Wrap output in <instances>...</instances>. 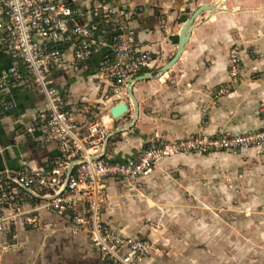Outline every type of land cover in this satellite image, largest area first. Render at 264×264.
Instances as JSON below:
<instances>
[{
	"label": "crops",
	"instance_id": "crops-1",
	"mask_svg": "<svg viewBox=\"0 0 264 264\" xmlns=\"http://www.w3.org/2000/svg\"><path fill=\"white\" fill-rule=\"evenodd\" d=\"M216 1L121 0L131 13L132 34L156 54L160 68L127 79L118 92L112 81H98L102 51L77 63V68L70 53L66 54V65L54 73L55 84L74 109L97 104L94 113L106 126L108 137L106 159L131 158L156 137L174 141L194 134L246 133L264 124L259 112L264 107V0H224L219 9L202 12L194 21L181 56L163 70L177 51L180 30L190 14L200 4ZM79 2L83 7L79 21H91L95 0ZM231 53H236L242 62L237 79L229 71ZM10 63L11 54L0 42V78ZM144 74L149 78L132 84L133 79ZM129 83L137 105L128 94ZM120 101L128 109L114 118L112 108ZM44 103L42 93L22 82H7L0 87L1 172L20 169L24 160L33 169L63 167L60 144L44 142L38 129ZM86 116L83 111L77 113L81 125L88 120ZM119 129L123 130L117 132ZM244 151L262 153L264 148ZM200 154L211 156L208 152ZM189 163L186 156L179 154L159 160L142 176L127 181L108 178L105 221L122 234L150 240L154 232H144L138 224L143 214L152 211L148 188L160 191L165 170ZM174 182L177 181L168 178L164 185L176 190ZM35 200L37 197L30 198L28 204ZM40 215L47 227L18 223L11 230L0 232V264H110L101 259L84 234L72 235L59 216L45 210ZM194 240V236H184L177 248L185 250L187 243ZM165 262L152 250L144 264Z\"/></svg>",
	"mask_w": 264,
	"mask_h": 264
},
{
	"label": "built area",
	"instance_id": "built-area-1",
	"mask_svg": "<svg viewBox=\"0 0 264 264\" xmlns=\"http://www.w3.org/2000/svg\"><path fill=\"white\" fill-rule=\"evenodd\" d=\"M82 13L79 0H2L0 42L10 52L11 63L0 78V87L7 82H22L45 96L38 129L44 142L60 144L64 165L33 169L24 160L20 169L0 171V232L18 223L47 227L40 218V211L45 210L59 216L72 235L84 234L102 260L144 264L152 252L151 241L122 234L104 219L107 179L127 181L142 176L159 160L179 154L264 148V124L246 133L194 134L174 141L156 137L131 158L106 159L107 131L94 113L97 104L83 105L81 110L70 107L58 91L54 73L66 65L67 53L77 68V63L102 51L98 81H112L118 92L127 79L160 67L156 54L132 34L131 13L121 0H95L89 22L79 21ZM241 68L240 57L233 53L229 71L234 79ZM79 111L88 118L83 125L77 117ZM259 112L264 117V107ZM73 160L76 162L63 185L67 166ZM24 187L42 197L36 196L29 205L28 200L36 197Z\"/></svg>",
	"mask_w": 264,
	"mask_h": 264
},
{
	"label": "rangeland",
	"instance_id": "rangeland-1",
	"mask_svg": "<svg viewBox=\"0 0 264 264\" xmlns=\"http://www.w3.org/2000/svg\"><path fill=\"white\" fill-rule=\"evenodd\" d=\"M183 155L190 163L164 171L165 191L148 188L152 211L138 220L144 232H154L150 240L159 260L264 264V152ZM168 178L177 181L176 190L164 185ZM187 235L195 240L180 251L178 241Z\"/></svg>",
	"mask_w": 264,
	"mask_h": 264
},
{
	"label": "water",
	"instance_id": "water-1",
	"mask_svg": "<svg viewBox=\"0 0 264 264\" xmlns=\"http://www.w3.org/2000/svg\"><path fill=\"white\" fill-rule=\"evenodd\" d=\"M223 1L224 0H217L216 2L210 3V4L203 3V4H200L197 8H195V10L190 14V16L184 22V24H183V26H182V28L180 30L178 48H177V51H176L175 55L164 66L163 70H168L178 60V58L181 56V54L183 52V49H184V46H185L186 42L188 41V34L191 31L192 27L194 26L195 19L204 11H214V10L219 9L220 8V4ZM153 75H154V73H152L151 76H153ZM147 78H149V75H147V74L141 75V76L133 79L134 81L132 80V84L134 82H137V81H140V80H144V79H147ZM127 89H128L129 96L132 98L134 104L137 105V100L135 99L134 94L132 92L131 83L128 84ZM127 109H128V107H127L126 103L124 101H120L117 105H115L112 108L111 112H112L113 117L117 118V117L121 116L122 114H124L127 111ZM121 130H123V129H119L117 132H119ZM107 143H108V137L105 140V144H104L105 147H106ZM75 162H76V160H73V161H71L68 164L66 175H65V180H64V184L63 185L66 184ZM24 188L26 190L32 192L35 196L40 197V198L42 197L41 195H38L36 192L32 191L31 189H29L27 187H24Z\"/></svg>",
	"mask_w": 264,
	"mask_h": 264
}]
</instances>
